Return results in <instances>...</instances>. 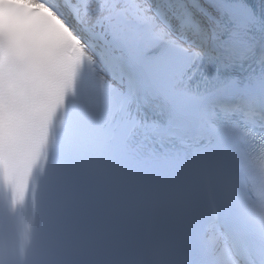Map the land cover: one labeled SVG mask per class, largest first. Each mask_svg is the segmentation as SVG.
Segmentation results:
<instances>
[{"label": "snow or ice", "instance_id": "6c2138e0", "mask_svg": "<svg viewBox=\"0 0 264 264\" xmlns=\"http://www.w3.org/2000/svg\"><path fill=\"white\" fill-rule=\"evenodd\" d=\"M230 2V0H224ZM240 7L235 13H229L231 20L230 31L228 32L223 44L228 50L243 48L247 50V36L252 31V27L256 23L255 10L249 7L252 0H238ZM126 45L121 41L113 40L105 48L104 56L106 66L111 73V79L116 80L119 84V93L121 101V112L131 115L130 106L134 99H138L141 90L147 88L153 74L161 65L168 62L170 54L167 52L159 53L153 61L149 63H140L125 54ZM7 45L0 41V52L6 51ZM107 78V77H106ZM256 88L264 96V74L257 81ZM88 87H85L84 95L79 98L74 109L72 120L69 122L66 133L65 142L58 151V163L64 173V179L73 189L82 185V175L80 171V163L75 146V136L85 127V116L87 109ZM67 103V102H65ZM173 118H179V113L174 112ZM131 137L134 138L138 134V129L133 127L130 129ZM211 153H207L203 160L205 170L211 176ZM57 175L54 173L52 183L55 185ZM157 194L161 193V189H154ZM256 193L249 189L246 192L245 199L249 202H255ZM253 264H264V240L260 244V256L258 260H254Z\"/></svg>", "mask_w": 264, "mask_h": 264}, {"label": "bare ground", "instance_id": "6f19581e", "mask_svg": "<svg viewBox=\"0 0 264 264\" xmlns=\"http://www.w3.org/2000/svg\"><path fill=\"white\" fill-rule=\"evenodd\" d=\"M162 0H130L128 2L123 0H100L99 2H93L88 9V14L83 13V20L86 23L94 26H102L107 29L110 22H114V30L117 36L122 39V42L126 45V49L129 53L125 51V54L138 61L141 52L137 49L135 45L136 40V23L145 22L147 24V30L149 34L153 37H157L161 40H176L182 41L181 43H186L193 47L190 38L184 36H177V30L173 27H168L158 21L161 17L155 5ZM158 12V13H156ZM130 23L126 25V22ZM213 32L211 37L213 40H217L219 35V30L216 25L212 26ZM213 236H216L215 232H212ZM220 241H222L220 239ZM223 242H220L222 244Z\"/></svg>", "mask_w": 264, "mask_h": 264}, {"label": "clouds", "instance_id": "9594fccd", "mask_svg": "<svg viewBox=\"0 0 264 264\" xmlns=\"http://www.w3.org/2000/svg\"><path fill=\"white\" fill-rule=\"evenodd\" d=\"M30 0H4L0 6V20L8 25H18L22 22L21 9L30 8Z\"/></svg>", "mask_w": 264, "mask_h": 264}, {"label": "water", "instance_id": "95a60500", "mask_svg": "<svg viewBox=\"0 0 264 264\" xmlns=\"http://www.w3.org/2000/svg\"><path fill=\"white\" fill-rule=\"evenodd\" d=\"M145 30V28H142L141 31ZM139 44L142 48L145 49L146 52H150V46L155 45L157 43L156 40L149 41L146 36L142 35L138 38Z\"/></svg>", "mask_w": 264, "mask_h": 264}]
</instances>
